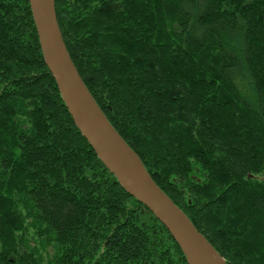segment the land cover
<instances>
[{
    "label": "trees",
    "instance_id": "16d2710c",
    "mask_svg": "<svg viewBox=\"0 0 264 264\" xmlns=\"http://www.w3.org/2000/svg\"><path fill=\"white\" fill-rule=\"evenodd\" d=\"M68 51L228 264H264V0H56ZM0 264H189L75 125L30 0H0Z\"/></svg>",
    "mask_w": 264,
    "mask_h": 264
},
{
    "label": "water",
    "instance_id": "95a60500",
    "mask_svg": "<svg viewBox=\"0 0 264 264\" xmlns=\"http://www.w3.org/2000/svg\"><path fill=\"white\" fill-rule=\"evenodd\" d=\"M30 4L44 61L75 125L106 168L166 226L189 264H228L186 212L156 183L99 106L68 51L57 18L56 0H30Z\"/></svg>",
    "mask_w": 264,
    "mask_h": 264
}]
</instances>
